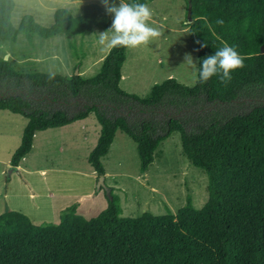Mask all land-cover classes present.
I'll return each instance as SVG.
<instances>
[{
    "label": "trees",
    "instance_id": "16d2710c",
    "mask_svg": "<svg viewBox=\"0 0 264 264\" xmlns=\"http://www.w3.org/2000/svg\"><path fill=\"white\" fill-rule=\"evenodd\" d=\"M183 1L185 26L197 50L193 87L170 78L143 98L124 92L119 88L124 47L111 48L88 79L79 73L69 78L17 73L0 57V110L27 121L12 168L29 154L36 132L93 113L100 134L87 160L96 179L105 175L101 159L118 130L136 144L141 174L154 163L160 143L177 133L184 155L207 176L204 205L194 208L187 196L175 214L166 208L160 216L123 217L110 189L106 208L90 219L76 212L77 204L64 208L57 224L34 225L22 213L6 212L0 215V264H264V0ZM13 9V0H0L1 41L84 36L112 24L105 9L89 3L77 16L56 10L50 27L25 15L15 28ZM205 41L208 46L201 47ZM225 43L244 57L245 66L232 72L226 85L216 76L199 82V61Z\"/></svg>",
    "mask_w": 264,
    "mask_h": 264
},
{
    "label": "rangeland",
    "instance_id": "374dc122",
    "mask_svg": "<svg viewBox=\"0 0 264 264\" xmlns=\"http://www.w3.org/2000/svg\"><path fill=\"white\" fill-rule=\"evenodd\" d=\"M115 2L118 4L119 0ZM13 3L11 24L15 28L25 15L32 16L37 24L47 28L53 23V14L58 9L69 10L73 16H77L82 7L89 3L105 9L100 0H13ZM183 5V0H155L150 5L155 16L152 17L155 22L153 26L158 27L162 35L147 46L127 48L126 61L121 69L126 78L119 85L124 92L145 97L154 85L162 83L169 75L181 85H195L197 50L185 26ZM93 29L95 31L91 35L75 38L59 34L48 39L37 35L28 39L21 35L15 45L0 41V57L6 60L2 56V49L9 50L11 67L20 73L16 70V63L12 62L20 57V52L17 53L14 47L20 49L26 44L33 48L34 42L37 45L33 48L34 52L24 55L38 58L39 63H26L28 70L62 76L79 71L83 72L82 78L88 79L98 73L100 62L109 50L97 42L98 33L103 30ZM75 40L79 41L76 42L78 46H75ZM83 40L89 43L83 44ZM85 51H88L87 55ZM185 54L193 57L195 67L184 64ZM5 113L10 115L9 112ZM12 130L19 132V128ZM4 134L6 131L0 126V136ZM51 136L48 142L42 138L35 141L32 156L24 161L18 172L6 161L15 137L8 141L3 139L4 136L0 137V211L11 208V211L20 212L34 222L47 219L38 225L44 222L57 224L60 212L77 202L75 197L98 192V178L92 176L87 168L90 167L87 162L89 140L93 136H86L89 139L87 142H82V138L71 141L66 134ZM180 143L179 134H172L161 142L154 155V163L144 175L139 171L136 144L124 132H117L108 155L101 161L107 173L104 184L119 197L123 217L136 218L144 212L160 216L166 213V208L175 213L185 205L187 196L192 198L194 208L200 209L204 205L208 198L207 176L203 170L191 164ZM43 170V175L39 174ZM100 192L107 203L106 194L103 190ZM4 193L9 197L5 198ZM30 194L34 196L30 197ZM99 207L102 204H98L97 210L94 208L90 217L78 214L90 219L102 211Z\"/></svg>",
    "mask_w": 264,
    "mask_h": 264
},
{
    "label": "clouds",
    "instance_id": "9594fccd",
    "mask_svg": "<svg viewBox=\"0 0 264 264\" xmlns=\"http://www.w3.org/2000/svg\"><path fill=\"white\" fill-rule=\"evenodd\" d=\"M100 2L106 13L112 17L111 27L98 33L97 42L100 46L109 49L138 48L147 46L162 35L160 29L153 26L155 23L152 20L153 12L147 3H128L125 0H119L118 4L115 0H100ZM217 24L222 25L223 20H217ZM207 46L206 41L201 44V47ZM184 64L196 66L190 54H185ZM199 64V82L206 83L216 76L219 82L225 85L232 80V72L245 66L244 57L226 43L214 54L200 60Z\"/></svg>",
    "mask_w": 264,
    "mask_h": 264
},
{
    "label": "crops",
    "instance_id": "0c3cea01",
    "mask_svg": "<svg viewBox=\"0 0 264 264\" xmlns=\"http://www.w3.org/2000/svg\"><path fill=\"white\" fill-rule=\"evenodd\" d=\"M155 1V0H154ZM154 1L152 3L149 4V7L152 8L150 5L154 3ZM185 6V4L183 5ZM12 15V14H11ZM152 17H155L154 16V12H153V16ZM185 30V29H183ZM93 31H95L93 29ZM186 32V30H185ZM92 33L88 34L87 36L91 35ZM20 37L21 36H18L17 40L15 43H13L14 45L17 44L20 40ZM52 38V37H51ZM75 38V37H74ZM1 41V40H0ZM78 40H75L73 41L75 46H78L77 45V42ZM1 42H6V41H1ZM79 42V41H78ZM82 42V41H81ZM10 44V42H7ZM89 43V41H86L84 42L83 40V44H87ZM34 45L33 48L37 47V45L33 42L32 43ZM17 49V53H19V56L18 58H16V61L12 60V62L16 65V70H19L21 71L20 73L24 74V73H34V72H31V70H28L29 68L27 67V65H25L26 63H39L38 58H31V57H25V55H30L34 52V49L31 47V46H28L26 44L23 45L22 48H18V47H14ZM84 50H87L86 48ZM110 50V49H109ZM108 50V52H109ZM127 50V49H126ZM2 56H5V59L6 61L9 63V65L11 66V62L9 60H11V56L9 55V53L7 51L9 50H4L2 49ZM86 52V55H87V52L88 51H85ZM107 52V54H108ZM23 56H21V55ZM25 54V55H24ZM106 54V55H107ZM106 55L102 58L101 60V64L103 62V59L106 57ZM125 61H126V57H125ZM125 61L123 62L122 64V67L125 63ZM22 64V65H20ZM101 66V65H100ZM121 67V69H122ZM36 73V72H35ZM78 73L82 76V73L83 72H79ZM120 73H121V70H120ZM72 75V72L68 73V75L64 76L66 78H69L70 76ZM62 76V75H61ZM126 77L123 75V73H121V79H120V82H119V85L120 83H122L124 81ZM171 78V75L168 76L167 79H170ZM151 90V89H150ZM150 92V91H149ZM134 94V93H133ZM136 95V94H134ZM137 96V95H136ZM139 97V96H138ZM139 98H143V97H139ZM5 112H9V111H6V110H0V126H2L4 128V130L6 131V134L2 135L4 136L3 139L5 141H8L10 139H12L13 137H15L13 139V147L8 151V155H7V163H10V159H11V156L13 154V152L18 148V146L20 145V142H21V136H22V132H23V129L26 125V119L23 118V119H19L17 114H13V113H10V115H7ZM21 117V116H20ZM14 118V119H13ZM3 120H8L7 122H3ZM15 123L17 125H15ZM13 128H19V132H15L14 130H12L11 132V129ZM119 131V130H118ZM117 131V132H118ZM8 132V133H7ZM116 132V134H117ZM14 134V135H13ZM58 134H66L68 137H70L71 141L74 140V139H81L82 138V142H87L89 139H86L88 135H91L93 137L90 138V147H89V150L87 151L88 155L89 153L91 152V150L95 147L96 143H97V140H98V137H99V134H100V125L99 123L97 122L95 116L93 113H89L88 116L85 118V119H82V120H78V121H75L71 124H68L66 126H62V127H58V128H50V129H47V130H44V131H38L35 133L34 137H33V141H32V148H31V151L29 152V154H27L18 164V167L15 168V170L18 172L21 168H22V165L24 163L25 160H27L30 156H32L33 154V151L34 150L33 148L34 145H35V141L37 142V140H39V138H42L44 141H47L48 142V137H52L51 135H58ZM115 134V135H116ZM173 134H177V133H173ZM126 135V134H125ZM0 136V137H2ZM128 138H130L128 135H126ZM115 139V137H114ZM113 139V141H114ZM131 139V138H130ZM132 140V139H131ZM133 141V140H132ZM134 142V141H133ZM113 143V142H112ZM181 144V143H180ZM112 145V144H111ZM111 148V146H110ZM110 150V149H109ZM137 150V148H136ZM158 151V148L157 150L155 151V153ZM109 153V151H108ZM107 153V155H108ZM154 153V154H155ZM106 155V156H107ZM104 156L101 160L103 161L105 159ZM88 158V157H87ZM28 161V160H27ZM101 161V162H102ZM88 162V160H87ZM89 164V163H88ZM153 164V163H152ZM152 164L149 166V168L152 166ZM90 165V164H89ZM88 170H90V174L92 176H96V173L94 172L93 168L90 166V167H87ZM149 168L147 169V171L149 170ZM147 171H145V173H143L144 175H146ZM37 173L40 172V171H36ZM44 173V170L41 171V175H43ZM13 174V172H12ZM77 174V173H76ZM107 175L106 171H105V176ZM151 191H153L152 188H150ZM102 191V190H100ZM98 191L97 193H92L90 192L89 194H84V195H81V196H78V197H75V200H77V202L75 204H77V209H76V212L77 213H80L84 216H92L93 215V210L95 208V210H97V206L98 204H102V207H99L101 208V210H104L107 206V203L103 201L102 199V196H103V193ZM4 196L6 198V196L9 197L8 194L4 193ZM30 197H33L34 194H30L29 195ZM4 198V199H5ZM87 203V206H85V204ZM81 204H83L82 207ZM94 210V211H95ZM100 211V210H99ZM6 212H11V208H5L3 209V211H0V215L3 214V213H6ZM17 212V211H15ZM20 213V212H19ZM176 213V212H175ZM173 213V214H175ZM123 214V212H122ZM96 215V214H94ZM26 216V215H25ZM30 219V218H29ZM56 221H57V217L55 218ZM30 221L32 222V224L34 225H38L39 223H41L42 221H47V219H43V220H39L37 222H34L33 220L30 219ZM57 223V222H56Z\"/></svg>",
    "mask_w": 264,
    "mask_h": 264
},
{
    "label": "water",
    "instance_id": "95a60500",
    "mask_svg": "<svg viewBox=\"0 0 264 264\" xmlns=\"http://www.w3.org/2000/svg\"><path fill=\"white\" fill-rule=\"evenodd\" d=\"M191 24L192 23V19H191V13H190V9H188L187 11V24ZM260 52L261 53H264V44L262 45L261 49H260ZM75 74H78V72L76 71ZM105 177L104 176H101L98 178V185H97V190L100 191V190H103L104 193L106 194V196L111 199L110 197V192L111 190L105 186Z\"/></svg>",
    "mask_w": 264,
    "mask_h": 264
}]
</instances>
